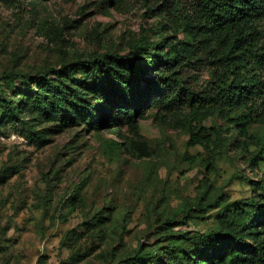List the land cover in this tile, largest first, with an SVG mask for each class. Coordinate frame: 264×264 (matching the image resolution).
<instances>
[{"label":"rangeland","instance_id":"rangeland-1","mask_svg":"<svg viewBox=\"0 0 264 264\" xmlns=\"http://www.w3.org/2000/svg\"><path fill=\"white\" fill-rule=\"evenodd\" d=\"M173 1L0 0V264H199L181 234L264 205L263 126L241 129L243 108L189 125L144 81L135 118L108 104L185 39ZM142 35L167 48L135 50Z\"/></svg>","mask_w":264,"mask_h":264},{"label":"trees","instance_id":"trees-1","mask_svg":"<svg viewBox=\"0 0 264 264\" xmlns=\"http://www.w3.org/2000/svg\"><path fill=\"white\" fill-rule=\"evenodd\" d=\"M163 14L185 39L172 45L168 60L158 56V66L165 69L155 70V76L136 68V86L119 80L108 104L124 101L127 115L135 118L137 110L151 102V94L137 96L144 81L152 95L163 94L166 102L186 112L189 125L202 124L215 112L229 117L243 108V118H237L241 129L254 123L263 126L264 159V0H174ZM167 41H150L142 35L134 49L164 51ZM74 67L90 64L78 62ZM205 131L201 128L200 134ZM121 149L122 144L112 143L113 153ZM235 223L226 232L192 238L181 234L180 239H195L202 246L199 264H264V205L248 212L240 225Z\"/></svg>","mask_w":264,"mask_h":264}]
</instances>
